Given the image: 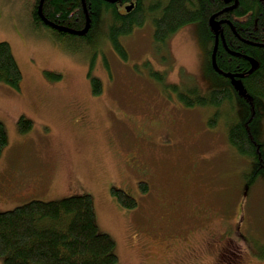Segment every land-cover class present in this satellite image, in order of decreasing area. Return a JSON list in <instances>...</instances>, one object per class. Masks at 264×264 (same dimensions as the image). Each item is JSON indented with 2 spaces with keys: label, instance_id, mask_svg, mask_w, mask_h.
<instances>
[{
  "label": "rangeland",
  "instance_id": "1",
  "mask_svg": "<svg viewBox=\"0 0 264 264\" xmlns=\"http://www.w3.org/2000/svg\"><path fill=\"white\" fill-rule=\"evenodd\" d=\"M35 2L0 0V42L11 46L23 75L20 90L0 83L8 137L0 213L90 195L120 264H264V179L246 184L252 162L229 143L225 113L210 127L215 109L185 107L165 86L216 87L200 26L183 27L158 54L147 22L121 38L124 61L105 36L77 48L35 27ZM157 2L167 0L143 4ZM98 29L106 35L105 19ZM152 71L166 74L165 85ZM89 74L101 81V94H93ZM22 118L33 123L26 132ZM112 188L135 198L137 208L121 207Z\"/></svg>",
  "mask_w": 264,
  "mask_h": 264
},
{
  "label": "trees",
  "instance_id": "2",
  "mask_svg": "<svg viewBox=\"0 0 264 264\" xmlns=\"http://www.w3.org/2000/svg\"><path fill=\"white\" fill-rule=\"evenodd\" d=\"M131 1L119 0V3ZM143 1L137 0L127 12L121 11L119 4L106 0H44L40 14L41 0H36L32 20L35 27L48 29L60 43H77V48L85 41L93 42L96 36H105L124 61L129 59V54L121 38L128 37L136 28H143L147 22L154 27L153 41L158 54L183 27L199 25L207 48V72L216 87L208 92L197 85L181 89L177 84L165 85L164 73L152 71L151 76L172 90L185 107L215 109L208 122L210 127H215L225 113L229 143L239 155L252 162L251 171L244 174L246 184L251 186L259 178L264 179V143L259 135L260 109L264 107V0L229 3L225 0H167L163 4L151 3L149 7ZM213 16L221 23L217 30L210 24ZM88 18L89 30L81 35ZM104 19L106 35L98 29ZM249 58L257 61L255 69ZM47 75L53 81L62 78ZM90 78L93 94H101V81ZM22 79L11 46L0 42V83L20 90ZM32 127V121L20 120L22 132ZM7 145V133L0 122V158ZM139 188L143 193L150 189L146 182H141ZM110 194L123 208L138 206L137 200L123 190L112 188ZM115 248L111 236L98 229L90 195L52 202L33 200L0 213L3 264H120Z\"/></svg>",
  "mask_w": 264,
  "mask_h": 264
},
{
  "label": "water",
  "instance_id": "3",
  "mask_svg": "<svg viewBox=\"0 0 264 264\" xmlns=\"http://www.w3.org/2000/svg\"><path fill=\"white\" fill-rule=\"evenodd\" d=\"M107 2H110V3H117L119 2V0H106ZM227 3L233 1V0H225ZM43 2L44 0H41L40 2V6H39V10H40V14H41V8H42V5H43ZM134 5L131 4L130 6L127 7V11L130 12L132 9H133ZM47 24H49V22H46ZM210 24L212 26L213 29L217 30L218 27L220 26V22L216 21V18L215 16H213L210 20ZM89 27H90V19L88 18V21H87V26L86 28L81 32V35H85L88 30H89ZM249 61L252 63L253 65V68L255 69L257 67V61H255L253 58H249Z\"/></svg>",
  "mask_w": 264,
  "mask_h": 264
},
{
  "label": "flooded vegetation",
  "instance_id": "4",
  "mask_svg": "<svg viewBox=\"0 0 264 264\" xmlns=\"http://www.w3.org/2000/svg\"><path fill=\"white\" fill-rule=\"evenodd\" d=\"M130 3H133V4L136 5V4H137V0H132ZM130 3H127V4H122V3H121V4H120L119 2H117L116 4H119V6L122 5V6H121V7H122V10H125V7H126L127 5H129ZM121 7H119V9H120ZM112 51H113V50H112ZM22 178H23V177H22ZM22 178H21V179H22ZM17 179H18V178H15V180H17ZM21 179H19V180H21Z\"/></svg>",
  "mask_w": 264,
  "mask_h": 264
},
{
  "label": "bare ground",
  "instance_id": "5",
  "mask_svg": "<svg viewBox=\"0 0 264 264\" xmlns=\"http://www.w3.org/2000/svg\"><path fill=\"white\" fill-rule=\"evenodd\" d=\"M240 88V87H239Z\"/></svg>",
  "mask_w": 264,
  "mask_h": 264
}]
</instances>
